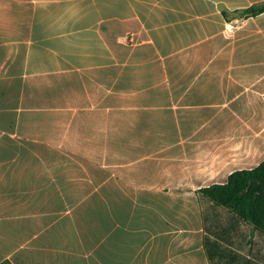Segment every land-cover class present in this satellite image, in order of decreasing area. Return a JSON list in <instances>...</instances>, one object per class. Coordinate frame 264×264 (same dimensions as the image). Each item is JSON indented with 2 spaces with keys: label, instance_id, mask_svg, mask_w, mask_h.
<instances>
[{
  "label": "crops",
  "instance_id": "crops-1",
  "mask_svg": "<svg viewBox=\"0 0 264 264\" xmlns=\"http://www.w3.org/2000/svg\"><path fill=\"white\" fill-rule=\"evenodd\" d=\"M261 2L0 0V263L264 264L197 193L264 160Z\"/></svg>",
  "mask_w": 264,
  "mask_h": 264
},
{
  "label": "trees",
  "instance_id": "trees-1",
  "mask_svg": "<svg viewBox=\"0 0 264 264\" xmlns=\"http://www.w3.org/2000/svg\"><path fill=\"white\" fill-rule=\"evenodd\" d=\"M264 11V2L254 4L242 11V16L256 15ZM197 193L202 199L210 202L208 210L225 209L229 215L231 228L238 223L252 226L264 233V160L253 168L233 171L225 183H216L201 187ZM207 210V209H206ZM204 210L206 226L209 220ZM209 237L205 244L210 260L214 259V252L209 248ZM0 264H13L4 261Z\"/></svg>",
  "mask_w": 264,
  "mask_h": 264
},
{
  "label": "rangeland",
  "instance_id": "rangeland-1",
  "mask_svg": "<svg viewBox=\"0 0 264 264\" xmlns=\"http://www.w3.org/2000/svg\"><path fill=\"white\" fill-rule=\"evenodd\" d=\"M255 253H256V251H255ZM257 256H258V258H259V257H262V256L259 254V252H258V251H257Z\"/></svg>",
  "mask_w": 264,
  "mask_h": 264
}]
</instances>
